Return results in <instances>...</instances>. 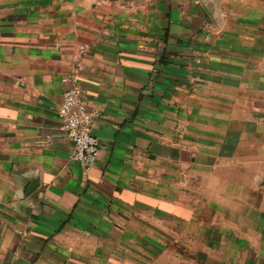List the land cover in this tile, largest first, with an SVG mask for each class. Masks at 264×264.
<instances>
[{"label":"crops","instance_id":"1","mask_svg":"<svg viewBox=\"0 0 264 264\" xmlns=\"http://www.w3.org/2000/svg\"><path fill=\"white\" fill-rule=\"evenodd\" d=\"M0 264H264V0H0Z\"/></svg>","mask_w":264,"mask_h":264},{"label":"built area","instance_id":"2","mask_svg":"<svg viewBox=\"0 0 264 264\" xmlns=\"http://www.w3.org/2000/svg\"><path fill=\"white\" fill-rule=\"evenodd\" d=\"M78 48L83 50L85 47L81 45ZM80 68L79 65H75L72 73L62 79L69 86L64 90L58 116L61 120V129L72 143L70 159L87 168L98 157L99 141L90 131L92 114L87 109L77 84Z\"/></svg>","mask_w":264,"mask_h":264}]
</instances>
